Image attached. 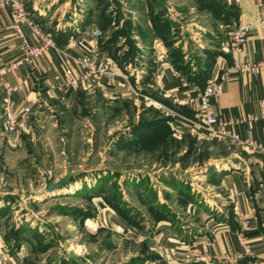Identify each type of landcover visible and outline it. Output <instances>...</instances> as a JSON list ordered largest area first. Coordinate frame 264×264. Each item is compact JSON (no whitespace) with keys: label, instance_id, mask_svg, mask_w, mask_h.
<instances>
[{"label":"rangeland","instance_id":"rangeland-1","mask_svg":"<svg viewBox=\"0 0 264 264\" xmlns=\"http://www.w3.org/2000/svg\"><path fill=\"white\" fill-rule=\"evenodd\" d=\"M20 1L51 35L60 21L79 30L94 23L106 56L116 62L148 60L147 74L155 58L151 22L161 21L154 33L162 39L174 35L194 51L204 46L222 51L228 31L217 20L228 12L235 19L236 12L235 0ZM166 5L170 12L177 9L184 28L167 27L172 19ZM131 91L137 103L130 97L114 106L91 88L64 103L48 97L18 130L1 125L0 104V244L14 264H75L67 258L69 250L84 264H161L170 255L157 250L153 237L166 234L185 242L200 235L202 192L211 193L207 181L215 179L198 176L195 163L210 155L214 143L196 144L174 127L179 133L170 137L164 112L149 105L148 89ZM76 171L61 187L46 191L45 178L55 182ZM188 202H194L195 214L186 212Z\"/></svg>","mask_w":264,"mask_h":264},{"label":"crops","instance_id":"crops-1","mask_svg":"<svg viewBox=\"0 0 264 264\" xmlns=\"http://www.w3.org/2000/svg\"><path fill=\"white\" fill-rule=\"evenodd\" d=\"M235 1V19L231 20L229 17L227 20H217V25H224L225 31L239 22L254 23L257 21L258 16L253 0ZM166 9V13L172 19L170 24L168 22L167 27L171 26L172 28L175 25L177 28H184L185 24L184 20H180L181 16L179 19L175 17V14L179 13L177 9L173 8V11L170 12L169 10L172 9L169 5H166ZM37 10L39 14L47 12L40 8ZM30 18L32 17L30 16ZM160 19L164 20V17L161 16ZM157 20L151 22L149 26L151 31L149 46L154 48L153 53L155 54L152 64L148 66L150 74H147V65L145 64L148 60L139 58L138 63L120 61V64H117L128 76L129 86L121 84L117 80L103 78L100 85L94 87L90 80L64 94L49 97V99L64 103L70 99L72 94L91 88L101 95L107 105H122L130 97L137 103L139 98L133 95L131 90L140 89L142 86L146 90L148 89V92H144V94L149 97V105H152L157 112H164L170 137L176 135V132L179 133L174 128H181L183 136H192L196 144L208 141L202 134L198 115V95L203 89L199 73L202 68H208L207 82L211 77L216 76V72L221 73L224 65L231 67L238 62L253 63L264 60V29L257 27L249 33L241 53H229L224 50H215L213 47L209 49L205 46L202 50L194 51L191 49V45L187 46L184 41L179 40V37L172 35L171 38L162 39L155 34L154 32L158 30L161 23ZM38 25L41 27L40 24ZM71 25L70 21L57 22L54 25L53 39L55 40V36L61 32H69L72 29ZM88 26L82 27L80 33L84 34ZM19 29L20 33H17L12 25L8 10L0 8V66L21 57L24 54L20 48L23 43L27 45L35 43L36 38L30 26L21 22ZM207 30L209 31V29ZM171 33L173 34L172 31ZM174 33H176V29ZM224 35L225 38L228 37V34ZM101 43L103 44L102 38ZM144 45V43H140L139 46ZM62 46L64 45H59V47ZM171 47H176L174 55L180 54L177 61L172 59L174 55H171ZM81 52L80 48H76L73 54ZM66 66L75 67V62L67 55V51L48 49L41 56L31 58L28 62L9 71L5 78L12 84L22 86L21 91L15 92L12 96L15 111L19 114L24 105H29L31 109L44 105L48 101L46 99L48 97L44 94V88L47 83L56 81ZM221 85L223 90L221 95L213 99L211 103L212 111L217 118L229 121L231 130L244 138L264 140V121L261 118L264 111L261 107V100L264 98V71L250 75L229 69L227 76L221 81ZM145 96L143 95V97ZM2 97L3 88L0 86L1 108L3 106ZM158 124L155 125L162 126ZM1 125L3 126V122ZM155 129L153 131H158ZM209 142L214 143L208 148L210 155L195 163L199 165L198 169L201 172L198 176L207 179L205 175L210 174L215 179L213 182L207 181L211 185L210 189L214 190H209L212 192L208 194L202 192L204 206H206V209L201 211L205 214V218L203 217L204 220H202L204 225L201 229L196 227L200 231V235L185 242H177L174 236L166 234L158 238L153 237L157 250L161 253L167 252L168 254L169 252L170 255L161 264H205L206 256L212 252H230L240 255L238 264H264V154L251 152L230 139ZM197 149L200 151L201 148L197 147ZM194 150L195 148H192V151ZM200 179L203 178L200 177ZM197 191L200 190L197 189ZM186 194L193 196L192 192ZM192 203L188 202L185 207L186 212L195 214L196 208L194 202ZM236 209L245 212L249 220L250 228L246 237L251 254L248 255L242 254L237 241L240 224L236 216ZM189 228L193 227L189 226ZM0 247V264H14L13 258L4 249V245L0 244ZM197 253H200V261L193 262L191 257Z\"/></svg>","mask_w":264,"mask_h":264},{"label":"built area","instance_id":"built-area-1","mask_svg":"<svg viewBox=\"0 0 264 264\" xmlns=\"http://www.w3.org/2000/svg\"><path fill=\"white\" fill-rule=\"evenodd\" d=\"M257 11V21L239 22L228 28V37L222 42V49L229 53H241L249 33L257 27L264 29V0H253ZM0 8L8 10L12 25L17 33H20L19 23L24 22L31 27L36 41L33 45L23 43L21 57L10 60L0 66V86L3 88L2 113L3 126L7 130L23 129L26 119L32 112L29 105L22 106L20 113L15 111L12 96L15 92L21 91L20 84H12L5 76L16 69L19 65L28 62L31 58L41 56L45 50L56 49L60 52L67 51L75 62V67L66 66L63 68L62 75L54 82L47 83L44 94L53 97L64 94L67 91L79 87L82 83L92 80L93 86L100 85L103 78L117 80L121 84L130 85L126 76L117 62L106 56L101 47V31L95 25H89L84 34L78 28H72L66 35L64 46L59 45L53 39L51 33L43 31L38 24L28 15L20 0H0ZM76 48L82 50L81 53H74ZM163 53H165L163 51ZM161 53V56H163ZM222 67L221 73L216 72L215 77H211L198 95V115L202 134L208 141L230 139L239 146L251 151L264 154V140L258 141L253 138H244L231 130L230 122L222 121L217 118L211 108L213 99L222 93L221 81L227 76L229 69L255 75L264 71V60L257 62H238L231 67ZM261 107L264 110V98L261 100ZM264 121V111L261 114ZM236 216L240 224V232L237 234V241L243 255L251 254L250 245L247 241L246 233L249 230V220L245 212L236 209ZM210 244V243H208ZM200 253L193 254V262L200 261ZM240 255L230 252H212L206 256L205 264H238ZM260 264V263H256Z\"/></svg>","mask_w":264,"mask_h":264},{"label":"water","instance_id":"water-1","mask_svg":"<svg viewBox=\"0 0 264 264\" xmlns=\"http://www.w3.org/2000/svg\"><path fill=\"white\" fill-rule=\"evenodd\" d=\"M78 172H68L67 175L63 178H60L59 180L53 182L52 176L45 178V189L47 192H52L53 190H56L57 188L61 187L69 178L70 174L76 175ZM68 259L72 260L75 264H84L75 254L72 250L68 251Z\"/></svg>","mask_w":264,"mask_h":264},{"label":"trees","instance_id":"trees-1","mask_svg":"<svg viewBox=\"0 0 264 264\" xmlns=\"http://www.w3.org/2000/svg\"><path fill=\"white\" fill-rule=\"evenodd\" d=\"M229 13V16H225V20H227V19H229V17H230V15H231V12H228ZM234 15H235V17H236V14H235V12H234ZM68 33H66V32H61V33H59V35H56L55 36V41H56V43L58 44V45H64L65 44V42H66V35H67ZM101 47H103V44L101 43ZM175 47H171L170 48V51H171V55H174V53H175ZM178 58H180V54L179 55H177V54H175L174 56H172V59H174L175 61H177L178 60ZM117 63H119V61H117ZM120 64V63H119ZM199 76L202 78L201 80H202V82H203V87L205 86V84H206V80H207V78L209 77V70H208V68H202V71L199 73ZM155 126H157V125H155Z\"/></svg>","mask_w":264,"mask_h":264}]
</instances>
